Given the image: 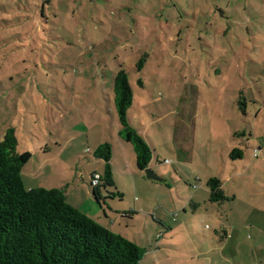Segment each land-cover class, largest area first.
Listing matches in <instances>:
<instances>
[{
    "label": "rangeland",
    "instance_id": "1",
    "mask_svg": "<svg viewBox=\"0 0 264 264\" xmlns=\"http://www.w3.org/2000/svg\"><path fill=\"white\" fill-rule=\"evenodd\" d=\"M254 1L0 0V142L14 128L19 152L51 148L24 167L25 187L79 194L84 210L101 213L97 223L146 250L140 264H264V17ZM120 69L159 180L119 153L117 187L101 182L116 199L99 205L80 186L105 170L97 148L118 140ZM235 148L242 159H231ZM215 177L224 203L210 200ZM131 210L134 220L120 221Z\"/></svg>",
    "mask_w": 264,
    "mask_h": 264
},
{
    "label": "trees",
    "instance_id": "2",
    "mask_svg": "<svg viewBox=\"0 0 264 264\" xmlns=\"http://www.w3.org/2000/svg\"><path fill=\"white\" fill-rule=\"evenodd\" d=\"M113 89L120 135L132 145L137 168L144 172L152 150L129 122L134 94L125 70L115 75ZM112 154L109 143L94 154L105 163L101 182L106 187L114 186ZM243 155V149L235 148L231 159ZM31 159L30 152H19L16 130L9 128L0 142V264H140L145 249L70 205L63 189H27L22 171ZM207 186L212 202L228 200L219 178L209 179Z\"/></svg>",
    "mask_w": 264,
    "mask_h": 264
},
{
    "label": "crops",
    "instance_id": "3",
    "mask_svg": "<svg viewBox=\"0 0 264 264\" xmlns=\"http://www.w3.org/2000/svg\"><path fill=\"white\" fill-rule=\"evenodd\" d=\"M215 1H219V0H215ZM257 1H261L262 3L260 4V5H256V3H255V1L253 2V4H252V8L254 9V10H258V13H260V16H263L264 17V0H257ZM261 7V8H260ZM261 10H263V12L261 11ZM141 89H142V87H141ZM140 95L142 96V91L140 92ZM141 101H142V99H141ZM111 104V103H110ZM133 105H134V103L132 104V106H131V108L129 109V112H128V118H129V113H130V110L133 108ZM139 112L142 114V109H140L139 110ZM111 115H112V113H111ZM113 116V115H112ZM111 116V117H112ZM105 121H106V123L108 122V118H106V117H104L103 118ZM118 122H119V119H118ZM129 122H130V124L132 125V127L137 131V133L141 136V137H143V139L149 144V142L146 140V138H145V135H146V129H144V128H142V121H140L139 122V118H137V119H131V118H129ZM139 122V123H138ZM114 124L116 125V128H117V133H118V140H117V142H115L113 145L111 144V146H112V160H111V166H112V170L114 171L113 173V180H114V186H115V188L117 187V181H116V176H118L119 174H121V171H120V168H121V166H119L118 165V163H117V161H116V156H117V154H119V153H121V156H122V164L123 165H125L126 164V160H125V154H127V155H129L130 154V157H133V161L135 160V165H136V167H137V164H136V154H135V151H134V149H133V147H132V145L131 144H129V143H127L126 141H124L123 140V138L121 137V135H120V131H121V125H120V123H117V122H115L114 121ZM105 128V127H104ZM106 131H104V133H105ZM60 137V136H59ZM19 140V139H18ZM53 141H55L56 143H59V145H60V143L62 142L63 143V139L60 137V138H58V137H56V138H54L53 139ZM105 143H108V142H105ZM149 146H150V144H149ZM151 147V146H150ZM131 148L133 149V151H134V154L135 155H133V154H131ZM43 152L44 153V155L45 154H47V153H51V148L48 146V144L47 145H44V146H41L40 147V149L38 150V152ZM256 150H254V152H255ZM24 152H29V151H24ZM24 152H21V153H24ZM40 152H39V155H37L38 153H36L35 154V156H33L32 157V159H31V161H34L35 160V158H36V162H37V164H42L43 163V160H42V158L40 157ZM31 153V152H30ZM135 156V157H134ZM60 157H61V155H60ZM59 156L57 157V158H60ZM94 157H95V155H94ZM96 158V157H95ZM152 158H153V154H152ZM98 161L100 160V161H103V160H101V159H98V158H96ZM104 162V161H103ZM151 163H152V160H151V162H150V164H149V167H148V169H150L151 170ZM129 165H131V164H129L128 163V166ZM127 166V165H126ZM104 168H105V164H104ZM129 169H131V166H130V168ZM137 170H139L138 168H137ZM104 172V171H103ZM103 172H100L99 171V169H97V168H95L91 173H90V175H91V178H90V180H88V175H86L85 174V176L83 177V183L81 184V189H84L85 187H86V185H87V187L89 188V190L91 189V192L93 193V195H95V192L97 191V194H98V196H99V199H100V201H99V199L96 197V195H95V197L98 199V204L100 205V202L102 201V203L104 204V201L107 199V198H113L112 200H115L116 199V193H114V192H110L107 188H108V186H107V188L105 187L104 188V190H105V192H106V194H104L103 193V190H102V187H103V183L96 189V188H94V187H92V177H93V175L94 174H99V175H101V176H103L102 174H103ZM139 172L141 173V175L140 176H142V171H140L139 170ZM117 173V174H116ZM123 173V172H122ZM132 174L133 175H137V173L135 172V171H132ZM30 177V175H28V178ZM62 177L63 176H61V177H59V179H58V182H61L62 181ZM23 178H25L23 175H22V179ZM218 178V177H217ZM220 180H221V182H222V189H223V191H224V193H225V195H226V192H225V189H224V186H225V182L221 179V178H219ZM79 182L77 181V180H75V184L76 185H79L78 184ZM86 183H88V184H86ZM206 185H207V183H206ZM110 187V186H109ZM113 187V186H112ZM208 187V186H207ZM41 188H43V187H41ZM209 188V187H208ZM28 189V188H27ZM43 189H45V188H43ZM52 189H63L64 190V192L66 191V189H67V186H60V187H58L57 186V188H52ZM96 190V191H95ZM209 191H210V189H209ZM71 192H70V190H67V192H65V196H66V200H67V202L70 204V205H72L73 207H75V208H77L78 210H80L82 213H84L85 215H87L88 217H90L91 219H93V220H95V221H97V222H99L100 223V221H102V216H101V213L98 211V210H95L94 208L92 209H90L89 210V208H87L86 210H84L83 209V205L84 204H80V200L78 201V202H76V200H75V198L77 197V195H79V194H76L75 195V193H73L71 196L69 195ZM119 194L122 196V197H124V195L123 194H121L120 192H119ZM209 197H210V195H209ZM96 199V200H97ZM71 200V201H70ZM74 201H75V203L76 204H74ZM226 202V201H225ZM78 203V204H77ZM222 203H224V202H222ZM108 207H109V209H111L112 208V206H110V205H108ZM102 212L104 213V216H106L107 218H109V219H111V220H113V218L109 215V212L108 211H106L105 209H103L102 210ZM184 212L185 213H187V210L186 209H184ZM115 213V212H114ZM136 215H138L137 214V211L136 210H131L130 211V213H123V215H121V217H120V221H122L123 219H131V220H134V219H132V217H134V216H136ZM176 217H177V215H176ZM118 219H116V222H113L114 224H117L118 225V227L119 228H121L122 227V224H121V222H120ZM173 222H177V219L176 218H174L173 219ZM102 224V223H101ZM103 225V224H102ZM123 225H124V222H123ZM125 227V226H124ZM168 229V228H167ZM169 230H172V227H169ZM215 233H217V234H220V233H223V236H222V238H221V241L219 242V244H225V242H226V240L229 238V233L226 231V229L225 228H223V226H221L220 228H218L216 231H215ZM121 235V234H120ZM123 236V235H122ZM223 242V243H222ZM161 248H160V246H158L157 247V249L156 250H160Z\"/></svg>",
    "mask_w": 264,
    "mask_h": 264
},
{
    "label": "built area",
    "instance_id": "4",
    "mask_svg": "<svg viewBox=\"0 0 264 264\" xmlns=\"http://www.w3.org/2000/svg\"><path fill=\"white\" fill-rule=\"evenodd\" d=\"M260 150H256L254 153L255 156H258ZM102 176L99 174H94L92 177V187L98 188L101 185Z\"/></svg>",
    "mask_w": 264,
    "mask_h": 264
},
{
    "label": "water",
    "instance_id": "5",
    "mask_svg": "<svg viewBox=\"0 0 264 264\" xmlns=\"http://www.w3.org/2000/svg\"><path fill=\"white\" fill-rule=\"evenodd\" d=\"M145 173L147 174V177H148L149 179H152V180H159V178L156 177V175H155L150 169L145 170Z\"/></svg>",
    "mask_w": 264,
    "mask_h": 264
}]
</instances>
